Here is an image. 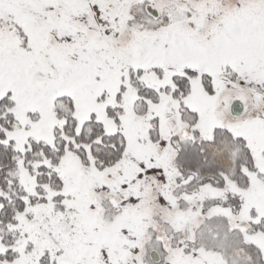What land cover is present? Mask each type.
<instances>
[{"label":"snow or ice","instance_id":"1","mask_svg":"<svg viewBox=\"0 0 264 264\" xmlns=\"http://www.w3.org/2000/svg\"><path fill=\"white\" fill-rule=\"evenodd\" d=\"M0 264H264V0H0Z\"/></svg>","mask_w":264,"mask_h":264}]
</instances>
